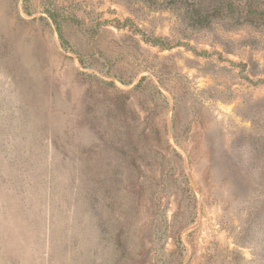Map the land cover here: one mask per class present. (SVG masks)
I'll use <instances>...</instances> for the list:
<instances>
[{"label":"rangeland","instance_id":"1","mask_svg":"<svg viewBox=\"0 0 264 264\" xmlns=\"http://www.w3.org/2000/svg\"><path fill=\"white\" fill-rule=\"evenodd\" d=\"M199 1L0 0V264H264V24Z\"/></svg>","mask_w":264,"mask_h":264},{"label":"trees","instance_id":"2","mask_svg":"<svg viewBox=\"0 0 264 264\" xmlns=\"http://www.w3.org/2000/svg\"><path fill=\"white\" fill-rule=\"evenodd\" d=\"M253 0H245L242 4L247 8V11L243 17L242 20H246L249 23L254 24H264V19L261 16V11L257 10L252 3ZM195 2V1H194ZM194 2L190 3L193 4ZM213 5L210 7V9L205 8L203 12L202 10V4H200V1L197 2L195 5H192L190 18H192L193 22L198 25H204L207 22H209L211 17L220 16L224 12L223 10H226V14L228 12H232L236 7H241V3H239V0H218L216 4L215 1H212ZM225 8L223 9V7Z\"/></svg>","mask_w":264,"mask_h":264}]
</instances>
